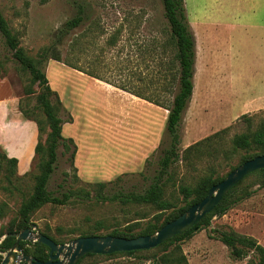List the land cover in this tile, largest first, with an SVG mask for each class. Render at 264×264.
Masks as SVG:
<instances>
[{"label":"rangeland","instance_id":"1","mask_svg":"<svg viewBox=\"0 0 264 264\" xmlns=\"http://www.w3.org/2000/svg\"><path fill=\"white\" fill-rule=\"evenodd\" d=\"M79 3L86 8L85 19L62 49L63 56L74 59L82 71L54 59L43 64L51 87L63 103V135L73 139L68 148L63 142L59 144L48 188L62 196L70 188L91 189L90 184L104 181L108 183V195L142 192L153 182L163 149L169 144V111L120 87L154 92L156 87L150 82L160 79L162 42L170 34L163 1L0 0V9L19 35L21 45L30 55L39 57L42 48L52 43L55 32L77 13ZM185 4L197 40V56L194 92L181 123L182 150L226 127L229 130L222 143L228 142L245 130L243 114L254 115L256 123L264 118V0H185ZM71 39L76 43L73 55ZM170 55H165L166 61ZM0 63L1 77L10 81L12 92L19 98L18 119H28L20 104L27 110L36 104V94H24L30 74L12 57L1 33ZM37 114L42 117L41 111ZM12 131L6 133L8 150L16 152L19 146L22 152L16 173H11V164L4 157L8 152L0 146V203L6 207L0 220V260L9 251L1 248L4 233L17 219L22 202L33 193L39 173V157L35 150L32 152L29 128L17 124ZM45 138L42 134L41 140ZM218 162L209 158L177 163L166 193L176 202L175 210L186 204L180 184L194 186L210 172L211 164H216L220 175L230 171L229 165ZM238 162L236 157L231 164ZM244 189L250 190L251 196L224 215H215L209 226L181 242L179 254L189 264H257L256 252L236 258L218 238L222 231L234 229L264 245V186L258 174L247 177L236 194ZM134 209L109 200L97 202L95 197L73 196L65 204L44 205L30 223L35 224V231H49L55 239L68 243L99 220L110 229L126 227L128 220L138 216ZM143 210L149 216L155 212L153 207ZM172 212L176 211L171 209L167 214ZM110 229L98 233L105 235ZM33 243L26 246L32 248ZM164 252L165 248L158 247L133 255L96 254L79 264H153L155 256Z\"/></svg>","mask_w":264,"mask_h":264},{"label":"trees","instance_id":"2","mask_svg":"<svg viewBox=\"0 0 264 264\" xmlns=\"http://www.w3.org/2000/svg\"><path fill=\"white\" fill-rule=\"evenodd\" d=\"M162 1L165 16L170 24V34L162 42L163 55H161L162 60L160 62L162 67L160 79L150 82L156 88L150 94L125 87L120 88L168 109L166 128L170 141L167 147L163 149L159 161V169L148 188L142 192L120 191L112 195L106 193L108 183L104 181L90 184L91 189L70 188L62 196L55 195L48 188L58 160L57 149L59 144L63 142L68 148V142L73 141V139L65 138L63 135L64 120L60 116L63 103L57 91L51 87L43 64L49 59H54L64 62L77 70H81L77 63L74 62V59L63 56L62 45L65 44L67 38L84 21L86 8L83 4H77V13L55 32L52 43L42 48L39 57L30 55L26 48L21 45L19 35L13 31L8 19L0 9V33L4 38L5 44L10 49L12 57L21 65V68L30 74V81L24 86V94L27 97L36 94L34 108L27 110L20 104V110L29 120H33L37 124L38 140L34 150L35 155L39 157V173L35 177L36 182L33 193L22 202L17 219L12 221L6 229L4 233L6 237L1 243L2 249L7 250L14 245L16 237L11 234L20 232L30 226L32 224L30 223L31 217L44 205L48 203L65 204L73 196H85L90 199L95 197L97 202H105L107 200L117 202L127 209L135 208L134 213L138 215L136 218L128 220V224L124 228L114 227L110 229L104 222L99 220L92 227L81 230L80 236L103 235L98 233L102 229H110L106 234L127 238L155 233L166 223L184 213L190 206L201 201L208 194L210 188L223 180L235 167L257 155L264 154V118L256 123L255 116L249 114L242 115V118L246 122L245 130L234 134L228 142L222 143L224 139L223 135L229 130V127H226L182 150L181 123L183 114L192 99L195 87L194 75L196 70L197 40L188 21L185 0ZM75 44V40L71 39L70 49L72 55ZM168 52L171 55L166 61L165 55ZM89 74L99 78L92 73ZM0 76L3 75L0 74ZM39 111H41L42 117H39L37 114ZM42 134H46L44 141L41 140ZM217 144L220 145V148L217 147ZM75 153L76 150L72 152V158L75 157ZM4 157L11 164V173H16L18 158L10 157L7 153H4ZM236 157L239 158V162L234 166L231 164V161ZM209 158L219 161V164L225 162L230 166V171L226 175H220L217 173L216 164H211L210 172L202 175L194 186L186 183L180 184L179 190L183 194L186 204L175 210L177 206L176 202L168 198L166 193L168 184L174 180V168L177 163L180 160L192 163L194 159L204 160ZM252 174H258L260 185L264 186V169L257 170L246 176L223 197L212 212L204 216L195 226L157 246L156 248H165V252L161 255H156L153 264H189L186 257L183 254H179L182 253L181 242L192 237L203 227L209 226L211 219L215 215H224L237 202L251 196L252 193L248 189H244L239 195L236 192L244 180ZM74 178L79 179L77 173H74ZM145 207H153L155 212L149 216L150 214L143 210ZM171 209L176 212L167 214V211ZM5 213V204L0 203V220L4 217ZM42 232L56 242L64 243L55 239L49 231ZM218 238L229 247L234 257L243 258L249 251H254L258 255L257 264H264V245L256 238L240 234L234 229L222 231ZM30 242L32 241L20 242L25 253L42 261L49 258L50 248L47 245L34 242L33 247L29 248L26 244ZM170 247L172 249L168 250ZM138 251L142 250L115 252L108 255H133ZM93 255L96 254L90 253L85 255L78 264L87 256ZM1 262L2 260H0V264Z\"/></svg>","mask_w":264,"mask_h":264},{"label":"water","instance_id":"3","mask_svg":"<svg viewBox=\"0 0 264 264\" xmlns=\"http://www.w3.org/2000/svg\"><path fill=\"white\" fill-rule=\"evenodd\" d=\"M264 169V154L257 155L231 170L220 182L214 184L208 194L190 206L184 213L166 223L155 233L133 238L105 235L79 236L68 243H58L41 231H35L32 223L20 232L11 235L16 242L9 249L1 264H78L87 254L108 255L115 252L149 250L156 248L172 237L195 226L204 216L214 210L223 197L249 174ZM39 242L50 248L49 258L45 261L24 252L21 241Z\"/></svg>","mask_w":264,"mask_h":264},{"label":"crops","instance_id":"4","mask_svg":"<svg viewBox=\"0 0 264 264\" xmlns=\"http://www.w3.org/2000/svg\"><path fill=\"white\" fill-rule=\"evenodd\" d=\"M11 85L12 84L6 77L0 76V146L8 152L10 157H17L19 159L22 150L19 146L15 147L16 152H10L8 150L9 142L6 137V133L10 134L12 129H15L17 124L27 125L29 132H31L33 136L32 152H34L35 145L38 140V127L36 122L33 120L18 119L19 115L17 110L19 109V98L14 92H12ZM133 96L136 97V95ZM141 104L144 106L143 103ZM12 132L14 135L16 134L15 131Z\"/></svg>","mask_w":264,"mask_h":264}]
</instances>
